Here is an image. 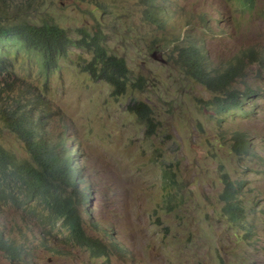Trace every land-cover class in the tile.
I'll use <instances>...</instances> for the list:
<instances>
[{"label": "rangeland", "instance_id": "374dc122", "mask_svg": "<svg viewBox=\"0 0 264 264\" xmlns=\"http://www.w3.org/2000/svg\"><path fill=\"white\" fill-rule=\"evenodd\" d=\"M32 1L28 22L59 25L72 45L49 73L15 38L3 41L0 54L41 100L46 134L75 149L73 162L90 185L77 183L88 197L78 214L84 235L101 248L91 254L75 243L61 220L51 221L39 203L6 199L0 200V236L22 246L24 255L13 260L0 247V264H264V66L246 68L255 97L219 116L206 105L213 93L175 64L179 55L170 42L189 36L203 47L208 64L259 54L264 0L250 9L233 0H158L156 7L149 0H102L103 9L78 0ZM167 18L174 19L175 29L161 23ZM82 28L100 31L107 53L125 61L132 84L125 95L113 97L109 85L82 71L92 58L75 45ZM133 101L151 107L153 131L128 111ZM229 131L245 133L256 157L233 154ZM0 145L32 163L24 144L2 123ZM163 169L179 181L166 205ZM223 172L243 183L248 238L221 217Z\"/></svg>", "mask_w": 264, "mask_h": 264}, {"label": "trees", "instance_id": "16d2710c", "mask_svg": "<svg viewBox=\"0 0 264 264\" xmlns=\"http://www.w3.org/2000/svg\"><path fill=\"white\" fill-rule=\"evenodd\" d=\"M24 1L26 4H22ZM78 1L104 8L101 5L102 0ZM254 1L240 2L252 5ZM32 2L0 0V47L4 40L15 38L27 51L34 52L40 57L41 69L49 73L56 68L58 59L66 54L72 40L68 32L57 24L29 23L27 18L33 11ZM147 4L156 7L158 0H149ZM156 13L159 14V11ZM146 14L152 23L151 15L149 16L147 11ZM154 23L162 26L157 20ZM161 23L175 29L168 18ZM77 32L79 36L75 45L92 53L91 60L83 66L82 71L88 73L93 80L109 85L113 97L125 95L132 87V84L130 87L128 85L129 70L125 61L107 53L100 31L90 32L82 28ZM170 42L175 44L174 51L179 55L174 61L175 64L183 67L185 76L213 93V98L208 100L206 105L219 116H224L231 110L241 109L257 94L246 80V68L253 63L256 66H264V49L259 54L254 52L236 54L225 62L208 64L205 62L207 55L203 47L192 42L189 36L183 41L171 39ZM168 43H163L162 48L165 49ZM200 102L204 103L202 100ZM41 105V100L33 90L25 87L16 77L11 60L0 54V123L24 144L32 159V163L20 161L0 145V200L19 199L18 205L39 203L47 212V216L51 217V221L61 220V225L69 231L70 239L85 246L91 254H95L101 245L84 235L81 216L78 214L86 195L78 192L77 173L71 167V161L65 153L69 149L60 140H52L54 135L48 136L41 126L45 114V110L40 109ZM128 111L136 117L138 123L146 127L147 132L155 129L154 115L147 103L133 101ZM217 122L221 124L223 118ZM228 133L229 148L233 154L243 159L256 157L250 139L245 133L239 131ZM70 152H73L74 161L76 151L72 147ZM220 178L223 184L218 194L221 217L236 230L247 232L244 238H248L251 229L246 228L249 225L248 214L242 200L243 183L231 179L227 172L221 173ZM162 183L166 194H170L168 199H162V203L170 204L174 200L173 191L179 185L176 173L163 169ZM86 185L90 189L89 182ZM64 188H71V193H66ZM112 243L120 250L116 243L113 241ZM0 247L1 251L13 260L21 259L24 255L22 246L19 247L10 240L4 241L1 236ZM49 250L55 251L53 248Z\"/></svg>", "mask_w": 264, "mask_h": 264}, {"label": "clouds", "instance_id": "9594fccd", "mask_svg": "<svg viewBox=\"0 0 264 264\" xmlns=\"http://www.w3.org/2000/svg\"><path fill=\"white\" fill-rule=\"evenodd\" d=\"M233 1H235L236 3H238V4H241V0H233ZM256 1V0H255ZM255 1L253 2V4L252 5H244V4H241V5H243V6H247V8H251L253 5H254V3H255ZM169 19V18H168ZM169 20H172L171 21V24L173 25V21H174V19H169ZM63 143H64V145L69 149L68 151H66L65 153L67 154V152H68V158H69V160L71 161V167L72 168H74L75 169V171H76V173H77V177H78V180H77V183H80V184H84V186L86 185V183L81 179L82 178V173L81 172H78L77 171V164H75L74 162H73V152H70V151H72V145H68L66 142H64L63 141ZM74 146V145H73ZM65 154V155H66ZM65 155L63 156V157H65ZM86 187V186H85ZM77 189H78V186H77ZM78 192H80L79 191V189H78ZM80 193H82V192H80ZM84 193H85V195L87 194L85 191H84ZM83 193V194H84ZM86 198H85V200H84V202L83 203H86V199L88 198L87 196H85ZM250 228H253V227H250Z\"/></svg>", "mask_w": 264, "mask_h": 264}, {"label": "bare ground", "instance_id": "6f19581e", "mask_svg": "<svg viewBox=\"0 0 264 264\" xmlns=\"http://www.w3.org/2000/svg\"><path fill=\"white\" fill-rule=\"evenodd\" d=\"M115 243V242H114Z\"/></svg>", "mask_w": 264, "mask_h": 264}]
</instances>
